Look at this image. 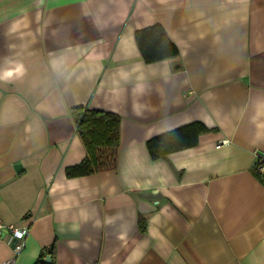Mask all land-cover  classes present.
Listing matches in <instances>:
<instances>
[{"label":"crops","instance_id":"1","mask_svg":"<svg viewBox=\"0 0 264 264\" xmlns=\"http://www.w3.org/2000/svg\"><path fill=\"white\" fill-rule=\"evenodd\" d=\"M155 24L177 57L142 58ZM5 71L0 216L30 232L15 264H264V0H0ZM81 107L121 117L118 167L70 178ZM197 122V145L151 157Z\"/></svg>","mask_w":264,"mask_h":264},{"label":"trees","instance_id":"2","mask_svg":"<svg viewBox=\"0 0 264 264\" xmlns=\"http://www.w3.org/2000/svg\"><path fill=\"white\" fill-rule=\"evenodd\" d=\"M136 40L142 58L148 63L166 60L179 55V48L160 24L136 31ZM77 132L84 142L87 156L83 162L67 169V176L79 177L114 170L118 167L120 154L121 117L111 111L81 107L73 110ZM211 131L204 123L185 125L173 131L160 134L147 141L153 159L184 150L198 144L201 134ZM52 257V262L44 259ZM52 248L42 253L37 264H55Z\"/></svg>","mask_w":264,"mask_h":264},{"label":"built area","instance_id":"3","mask_svg":"<svg viewBox=\"0 0 264 264\" xmlns=\"http://www.w3.org/2000/svg\"><path fill=\"white\" fill-rule=\"evenodd\" d=\"M226 140L222 143H225ZM254 156L256 157V169L259 174L264 178V152L256 150L254 151ZM0 233H7L14 240L13 243V255L2 264H15L17 257L23 252L25 245V240L30 234L29 226L22 225L19 226L13 223H6L5 220L0 216Z\"/></svg>","mask_w":264,"mask_h":264},{"label":"clouds","instance_id":"4","mask_svg":"<svg viewBox=\"0 0 264 264\" xmlns=\"http://www.w3.org/2000/svg\"><path fill=\"white\" fill-rule=\"evenodd\" d=\"M24 71L25 69L22 64L18 65L15 69V72L21 76L24 74ZM9 73H11V75H9ZM12 75H13L12 71H5L4 73L0 74V80H3L4 82H9Z\"/></svg>","mask_w":264,"mask_h":264},{"label":"water","instance_id":"5","mask_svg":"<svg viewBox=\"0 0 264 264\" xmlns=\"http://www.w3.org/2000/svg\"><path fill=\"white\" fill-rule=\"evenodd\" d=\"M44 260H45L47 263H50V262H52V257H51V256H47Z\"/></svg>","mask_w":264,"mask_h":264},{"label":"snow or ice","instance_id":"6","mask_svg":"<svg viewBox=\"0 0 264 264\" xmlns=\"http://www.w3.org/2000/svg\"><path fill=\"white\" fill-rule=\"evenodd\" d=\"M9 75H11V73H9Z\"/></svg>","mask_w":264,"mask_h":264}]
</instances>
